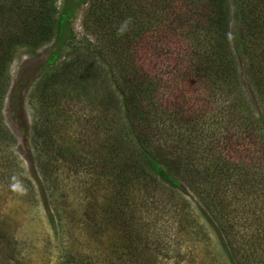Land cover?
<instances>
[{
	"label": "trees",
	"instance_id": "trees-1",
	"mask_svg": "<svg viewBox=\"0 0 264 264\" xmlns=\"http://www.w3.org/2000/svg\"><path fill=\"white\" fill-rule=\"evenodd\" d=\"M230 1L0 0V134H9L2 109L9 91L11 65L21 50L35 54L52 43L57 48L51 51L34 87L36 98L45 105L44 112L49 113L48 105L55 106V101L61 110L63 91L69 86L79 98L89 97L93 103L98 100L97 109L105 116H100L104 120L95 128L93 150L89 151V156L95 157L93 176H87L95 189L92 197L105 193L104 206L94 211L95 216L84 215L93 223L89 228L93 240L108 235L113 224L121 223L123 237L111 239L118 243L127 238V251L134 243L140 244L141 254L147 256L158 251L160 244L170 247V240L152 228L155 221L136 218L134 201L139 196L130 192H144L146 200H153L163 183L170 189L183 190V182L193 189L194 184L210 178L214 182L208 186L214 190L206 192L202 202L207 212L200 218L230 237L232 225L226 219L231 206L241 213L242 203L255 216L250 253L245 251L241 259V247L222 240L221 244L226 242V254L219 257L222 264H264V0ZM81 10L87 31L96 35L98 26V39L107 45L110 54L111 72L115 70L114 77L123 80L117 94L106 87L102 64L105 50L98 53L84 46V40L77 41L72 25ZM171 43L180 46L176 52L168 47ZM167 67L177 72L174 75L182 86L165 99L158 88L165 80L162 75ZM240 71L248 75L260 94V108L242 99L240 85L244 78ZM97 85L101 86L97 94H90L89 90ZM240 93L238 104L234 100ZM50 97L54 101L47 105ZM118 97L123 100L122 106H116ZM229 97L233 101L226 104L222 99ZM59 118L53 124L49 117L42 125L35 124L33 144L40 162L66 161L71 163L68 168L80 172L87 164L83 155L86 150L81 146L85 144L69 134L58 143L53 136L60 133ZM105 130L113 134L101 136L103 144L98 152V148L94 150L97 135L100 139ZM168 139L174 145H165ZM59 170L47 169L46 175H55ZM229 187L235 205H231L225 191ZM101 214L102 219L98 217ZM146 241L161 243L147 250ZM11 245L9 231L0 230L1 263L14 257L9 251ZM5 249L7 258L3 260ZM119 251L111 255L120 258L123 254ZM109 261L106 263L117 264Z\"/></svg>",
	"mask_w": 264,
	"mask_h": 264
},
{
	"label": "rangeland",
	"instance_id": "rangeland-1",
	"mask_svg": "<svg viewBox=\"0 0 264 264\" xmlns=\"http://www.w3.org/2000/svg\"><path fill=\"white\" fill-rule=\"evenodd\" d=\"M59 1L63 3L64 0ZM230 2L232 3V0ZM72 28L77 41L84 40V46L91 50L96 49L98 53L101 49L105 50L106 54L102 64L106 72L105 76H107V79L105 77V81L108 82L106 87L111 93L117 94L116 91L123 87V80L114 77L115 70L111 72L110 54L107 52V45L98 39V26L94 30L97 32L96 35L87 31L85 13L81 10L75 16ZM54 44L47 45L35 54L28 53L25 49L21 50L9 69V91L2 109L4 126L9 134H0V230L9 231L10 242H12L9 251L14 257L9 261L4 260L7 258L5 249L1 253L4 256V262L0 264H65V261L68 264H94L95 262L107 264L110 258L113 259L109 262L114 261L117 264H222L219 257L226 254L223 251L226 242H232L234 247H241V259L246 256V252L250 253L252 235L255 231V228H252V219L255 216L242 203L241 213L234 206L227 211L226 222L231 221L229 224L232 225L233 230L230 237L223 232L219 233L217 227L214 225L212 227L208 219L206 221V218L199 217L201 214L206 215L207 212V207L202 202L206 192L214 190L208 186L214 182L210 178L202 183L194 184L193 189L183 182H181L183 190L170 189L166 183H163L155 196L156 200H146L144 192H130L132 196H139L134 201L138 213L136 218L145 222L155 221L156 225L152 228L170 240V247H165L160 244V241H155V245L160 244V249L155 252L156 254L153 253L150 256L145 253L141 254V246L138 243L130 245L127 251V248L125 249L129 242L127 238L119 239L118 243L111 239L112 236L123 237L124 231L121 223L117 226L113 224L112 228H109L108 235L106 233L99 235L96 241L91 238L89 228L93 223L84 215L88 213L94 215L95 210L104 206L105 193L98 194L100 197H92L95 189L92 188V183L87 181V176H93L92 168L95 165V157L93 159L89 156V151L93 150L91 138L95 136V128L105 116L97 109L98 100L96 104L89 97L88 99L82 96L79 98L75 96V90H69V86L64 88L65 96L60 101L61 110L58 111L57 101L54 102L55 106L50 104L54 101V98L50 97L46 103L50 104L48 105L49 113L44 112L45 105L36 98L38 94L34 92V87L43 75L51 51L57 48ZM172 44H168V47L171 46L170 50L176 52L180 46ZM143 47L146 46L143 45ZM168 65L170 66V62ZM239 69L241 70V66ZM244 71H242L243 74L240 71L244 78L242 86L240 85L243 91L242 99L246 100L249 106L260 108L257 106L260 94L255 90L254 83L249 82L248 75ZM45 73H51V71ZM174 74L176 75L177 72L167 67L165 74L162 75L165 80L159 86L158 94L165 99L178 92L182 86ZM199 84L201 85L202 81H199ZM200 85L199 88H201ZM100 87L97 85L91 88L89 93L96 95V90ZM119 96H121L120 93ZM236 97L234 101L241 104V93ZM230 98L222 100L228 104L233 101ZM99 99L102 98L99 97ZM122 105L123 100L118 97L116 106ZM59 114L63 117L59 118ZM46 117L52 119V124L56 123V119L59 118L57 127L61 130L59 134L53 136L58 143L68 136L67 134L84 142L85 145H81L80 142L78 146L81 145L82 150H86L83 155H85L87 164L80 172L68 168L67 166L71 163L66 161H53L54 163L50 164L45 161L40 162L39 151L32 140L33 126L42 125ZM109 117L111 121L113 118L111 115ZM102 132L100 139L97 135L94 148V150L98 148V152L103 144L102 137L107 138L108 135L113 134L107 130ZM167 135L175 139L171 131H167ZM165 145L174 144L168 139ZM52 168L60 169V172L49 175V177L46 171ZM225 191H228L229 201H232L231 205H235L232 200L233 189L229 187ZM242 202L249 203L245 200ZM98 217L102 219L104 216L101 214ZM156 218L160 220L156 222ZM102 225L104 227L105 223ZM222 240L226 241L222 243L223 245ZM144 245L147 250L150 245H153L149 248L150 250L156 247L147 241ZM118 250L124 257L118 258L111 255ZM148 259L152 260L148 261Z\"/></svg>",
	"mask_w": 264,
	"mask_h": 264
}]
</instances>
